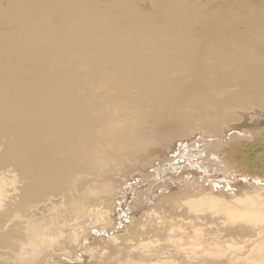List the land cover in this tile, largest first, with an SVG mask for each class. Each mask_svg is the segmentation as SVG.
Masks as SVG:
<instances>
[{
	"label": "rangeland",
	"instance_id": "rangeland-1",
	"mask_svg": "<svg viewBox=\"0 0 264 264\" xmlns=\"http://www.w3.org/2000/svg\"><path fill=\"white\" fill-rule=\"evenodd\" d=\"M249 49L264 62L263 0H0V172L15 176L5 219L21 231L0 244V264H17L28 227L70 209L76 177L166 147L171 135L156 129V115L168 102L164 120L182 146L194 131L264 123V95L241 70ZM203 83L209 97L196 101ZM237 91L242 100L223 102ZM55 100L74 112L59 127ZM56 158L62 182L43 170ZM175 165L170 174L180 173Z\"/></svg>",
	"mask_w": 264,
	"mask_h": 264
},
{
	"label": "bare ground",
	"instance_id": "bare-ground-1",
	"mask_svg": "<svg viewBox=\"0 0 264 264\" xmlns=\"http://www.w3.org/2000/svg\"><path fill=\"white\" fill-rule=\"evenodd\" d=\"M258 52L241 55L247 58L241 70L252 71L258 88L251 93L263 96L264 69L257 67L264 62H252ZM207 86L196 84L192 98L207 99ZM243 98L237 91L223 102ZM162 99L153 100L167 102ZM171 105L156 115L162 122L156 129L171 135L167 146L139 155L135 163L114 162L98 174L76 177L70 209L28 227L23 247L14 242L21 246L17 264H264V123L194 131L187 135L192 144L182 146L181 133L164 120ZM54 112L58 127L74 114L57 100ZM235 129L238 133L228 134ZM83 136L87 143L92 139L87 129ZM50 161L43 170L65 166L62 158ZM175 164L180 173L173 175ZM62 172L52 180L64 181ZM135 178L139 183L129 189ZM218 179L224 180L219 187L213 184ZM15 184L12 172H0V244L21 233L18 223H12L15 228L5 219L17 195Z\"/></svg>",
	"mask_w": 264,
	"mask_h": 264
}]
</instances>
